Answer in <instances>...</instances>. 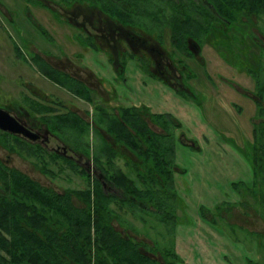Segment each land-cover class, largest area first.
I'll return each mask as SVG.
<instances>
[{"label":"rangeland","instance_id":"374dc122","mask_svg":"<svg viewBox=\"0 0 264 264\" xmlns=\"http://www.w3.org/2000/svg\"><path fill=\"white\" fill-rule=\"evenodd\" d=\"M44 1L62 7L72 0ZM37 2L41 0H0V103L17 102L28 108L35 102V106L45 108L52 117L56 113L77 112L81 118L88 119L96 108L93 103L76 99L67 90L46 82L24 60H20V56L22 59L32 58L35 54L33 48L42 52L63 50L54 31L40 22L35 26L31 23L32 18L37 19V14L50 13L47 8L36 5ZM58 25L57 30L63 36L72 31L67 24ZM164 35L166 49L171 51L169 30ZM75 51L81 56L83 65L102 80L97 81L101 86L92 88V102L107 105L111 97L109 103L112 106L147 107L158 115L170 114L181 124L175 147V161L182 173L175 175L180 206L174 239L182 264H250V260L256 261L258 248L249 240L252 237L245 234L244 228L220 220L214 224L206 218V213L214 214L224 204H237L241 200L237 190L254 183L252 153L261 111L256 102L257 92L251 89V78L243 72L238 74L222 60L231 54L219 56L211 46H205L201 58L215 83L210 85L206 79H198L195 88L199 100H193L180 96L164 81L151 76L135 59H127L121 72L103 51L87 50L78 44ZM220 78H228V83H223ZM29 82L42 89L40 101H31L36 95L29 91ZM49 96H54V101L66 107L52 103ZM58 107L57 111L55 108ZM89 140L95 142L93 137ZM0 158L59 192L85 186L83 179L69 170L61 177L49 178L41 173L34 160L16 155L9 157L1 147ZM118 164L129 171L123 161ZM245 201L260 214L254 200L248 196ZM247 214L249 216L245 218L237 214L241 217L240 222L251 223L250 232L264 231V221L253 210ZM234 231L238 234L235 235ZM143 232L149 234L150 230L144 228Z\"/></svg>","mask_w":264,"mask_h":264},{"label":"flooded vegetation","instance_id":"af4514ba","mask_svg":"<svg viewBox=\"0 0 264 264\" xmlns=\"http://www.w3.org/2000/svg\"><path fill=\"white\" fill-rule=\"evenodd\" d=\"M249 1L253 3L256 8L254 7V11H250L244 16L239 14L238 16L241 18L237 23L228 22L225 17L216 13L212 6L214 4L213 0H72L62 7L44 0H41L40 3L37 2L36 5L47 8L50 13L37 14V19L32 18V20H30L31 23L35 26V24L40 22L43 26H47L48 30L54 31L58 41L62 44L63 50L57 52L44 50V52H42L33 48L35 54L32 58L26 57L22 59L19 55L20 60H24L27 66L29 65L30 68L35 70L46 82L53 83L59 89L67 90V92L76 99L93 103L96 108L94 112L91 113V116L88 115V119L81 118L77 112L56 113V116H60L61 118L63 115L73 114L89 124L87 133L81 137L82 140H78L79 136L76 133L74 134V132V136H70L66 134V130H64L65 132L63 130L60 132L55 130L53 126H49L46 122L47 118H55L56 116H49L46 109L38 108V106H35L37 105L35 102L33 105L30 104L28 108L17 102L4 105L0 103V109L7 112L15 119L18 125H20L19 129L21 128L23 131V133L19 134L6 132L0 129V147L8 153L9 157L16 155L25 159H32L35 162L36 159L34 157L27 155L28 148L27 152H24L25 154L23 155L17 151V148L15 150L10 149V146L11 144L17 145L18 143H23L29 145V148H39L48 155H56L62 158L60 162H62L63 172L59 177L63 176L66 170H69L83 179L85 186L82 189L87 187L89 176V180L92 184H95L96 181L101 182L106 195H111L117 200H123L128 197L122 190L116 188L107 180L103 171L97 165L95 157L97 154L102 156L101 153L103 151L101 149H104L107 153L104 155L103 160L107 162L109 159L108 155L114 154L113 151L108 150L106 144H109L110 148H113L117 153L116 157H114L117 164L118 161H123L124 167L129 170L126 171L124 169L125 172H128L134 179L136 177L131 170L132 167L130 164L138 161V157L133 151H130L121 143L118 144L113 139L104 124L100 123V118L102 117L98 114L97 109L103 108L108 112L116 114L122 108L148 109L150 112L151 110L147 107L112 106L109 103L111 97H109L107 105H105V102H92V88L97 85L101 86V83L97 82L98 79L101 80V78L97 77L86 65H83L81 56H77L75 51L77 44L84 46L87 50L93 49L103 51L106 53L110 62L121 72L124 70V63L127 59H135L146 67L147 72H149L151 76L164 81L180 96L193 100H199V94L195 88L198 79H206L209 81L210 85L215 83L210 79V75L206 69V63L201 58L205 46H211L220 54L219 56L230 53V57H224L222 60L229 64L234 71L237 73L239 72L238 74L243 72L249 76L252 84L251 89L257 92L256 102L260 108L261 116L256 127L260 126L264 121V0ZM102 3L107 5L110 12L104 11L101 8L100 4ZM194 3L202 7V13H198L197 16H195L193 12ZM146 4H156L158 7H163L162 9L158 8L156 10L157 17L155 19L147 18L144 10ZM134 6L139 7L136 8ZM115 10L123 12L124 18L120 19L118 16H115ZM209 13L211 15H209ZM8 16V19L12 20V16ZM194 19L202 21L203 24L204 22L206 23L205 28H203L205 29V34L202 38L194 37V30L192 28ZM178 20H186L188 23V26L186 25V43L182 40L185 29L183 28V30L179 29L176 31V27L178 28L181 26ZM52 21H55L56 24ZM60 23L67 24L72 28V31H70L68 35L63 36L56 27L59 26L58 24ZM49 26L52 28L50 29ZM166 30L170 32L168 45H170L171 51L167 50L165 46L164 33ZM212 37H214L215 40L212 39ZM177 38L180 40L181 45L178 44ZM66 43H68L67 47ZM125 45L127 48H125ZM58 46L60 47L61 45ZM255 49L259 52H256ZM256 53L259 54L257 55ZM198 69H200V71H198ZM227 79L228 78H220L219 80L223 83H228ZM66 82H71L75 86L83 85L86 87L88 91L85 96H89L91 99L82 97L77 89H75L76 87L72 88L74 89L72 90ZM28 87L30 88L29 91L36 95L34 97L35 100H33V98L31 101H40L39 96H41L40 93L43 92L41 91L42 89L30 82ZM241 93H243V91H241ZM49 97L50 99L52 98V103L57 102V106L64 107V105L58 103L57 100L54 101V96ZM59 107L55 109L58 111ZM151 113L156 116L171 117L179 123L170 114L158 115L153 112ZM148 122L153 132L163 133L160 126L151 123L150 120ZM179 129H181V124ZM179 129L174 131L175 147L176 133ZM4 136L9 137V140H3ZM89 137H93L95 142L91 143ZM84 143L90 144V155H87V152L82 150ZM99 146H101V148H99ZM112 157L113 156L110 158ZM67 161L76 164L79 168V172L67 167V165H65ZM0 165L17 169L10 166L6 161L2 160V158H0ZM118 166L121 167L119 164ZM175 166V175L177 173L181 174L182 171L178 168L176 161ZM80 170L85 171L86 175L82 176ZM255 183L256 178L254 173V183L252 186L247 187H250L249 189L252 190ZM40 184L43 185L42 183ZM82 189L69 188L64 189L62 192L54 190L63 194L68 190ZM245 189L244 192L242 190H237L241 195V200H238L237 204H230L229 206L224 204L218 208L214 214L210 212H208L210 214L206 213V218L210 219L214 224L218 222L217 220H220L222 223H229L244 228L245 234L248 233V236L252 237L251 239L248 237L249 240L254 242L258 248L257 260H250L249 263L264 264V231L260 232L257 230L255 232H250L249 225H251V223L246 221L243 223L240 222L241 217L239 216L241 215L245 218L249 216L247 213L251 210L264 221L259 200L250 196L249 193H246ZM248 196L254 200L255 205L260 208V214L257 209L254 210L252 208V205L246 204L245 198ZM238 213L240 215H237ZM139 214L141 213L139 212ZM144 217L147 218L146 216ZM125 218V225L120 227L118 224H115V228L121 231L127 240H133L139 243L140 250L147 253L159 264H166L163 253L160 250L153 253L149 251V248H156V242H158L160 248H163L166 246L169 239H171L172 242L169 244H171L177 254V246L174 237H169L167 238L168 241H166V239L158 236L164 229L163 225L157 221L156 217H148L147 223L143 222L141 219L132 217L130 213H127ZM144 228L150 230V233L145 234L143 232ZM234 233L235 235L238 234L235 231ZM239 237L240 234L238 238ZM177 256L179 257L178 254ZM177 264H182L180 257Z\"/></svg>","mask_w":264,"mask_h":264},{"label":"trees","instance_id":"16d2710c","mask_svg":"<svg viewBox=\"0 0 264 264\" xmlns=\"http://www.w3.org/2000/svg\"><path fill=\"white\" fill-rule=\"evenodd\" d=\"M213 1L215 12L232 23L239 21V14L244 16L256 8L249 0ZM100 6L110 12L106 4ZM158 8L163 7L146 4L144 10L147 18L155 19ZM193 8L195 16L202 13V7L198 4L194 3ZM114 15L124 18V13L119 10H115ZM178 22L181 26L176 27V31L185 29L182 40L186 43L188 23L186 20ZM205 24L193 20L195 38L203 37ZM71 82H66L71 89L76 87L82 97L90 99L85 96L88 91L86 87L75 86ZM97 111L102 117L100 123L104 124L113 139L138 157V161L130 164L135 179L118 166L114 158L117 153L106 142L108 150L114 154H109L106 162L103 159L107 152L101 149L103 157L100 154L95 157L107 180L128 197L117 200L106 195L101 182L92 184L89 176L85 189L60 194L17 169L0 165V264H159L140 250L139 243L127 240L115 228V224L123 227L127 213L145 223L148 217L154 216L164 229L158 236L166 241L174 237L180 206L175 181L174 131L180 128V124L171 117L156 116L148 109L122 108L117 114L103 108ZM148 119L160 126L163 133L153 132ZM46 122L57 131L66 130L70 136L76 133L78 140H82L89 128L85 120L73 114L47 118ZM8 138L4 136L3 140L8 141ZM16 148L23 155L28 148L27 155L36 159V165L45 176L56 179L63 172L62 158L59 156L48 155L39 148H29L23 143L11 144L10 149ZM89 148L90 144L84 143L82 150L90 155ZM65 165L79 172L73 162L67 161ZM252 166L255 186L251 190L245 185L241 190L244 192L246 188V193L259 200L264 217V121L256 127ZM80 174L86 175L83 170H80ZM171 242L169 239L163 248L156 242V248H149V251L160 250L166 264H177L179 257L169 244Z\"/></svg>","mask_w":264,"mask_h":264},{"label":"water","instance_id":"95a60500","mask_svg":"<svg viewBox=\"0 0 264 264\" xmlns=\"http://www.w3.org/2000/svg\"><path fill=\"white\" fill-rule=\"evenodd\" d=\"M20 125L7 112L0 109V129L11 133H23Z\"/></svg>","mask_w":264,"mask_h":264}]
</instances>
